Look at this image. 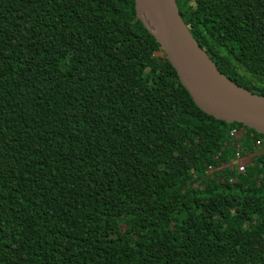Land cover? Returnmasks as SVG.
<instances>
[{
  "label": "trees",
  "instance_id": "trees-1",
  "mask_svg": "<svg viewBox=\"0 0 264 264\" xmlns=\"http://www.w3.org/2000/svg\"><path fill=\"white\" fill-rule=\"evenodd\" d=\"M175 2L264 96V0ZM134 4L0 0V264H264V152L208 174L244 125L195 104Z\"/></svg>",
  "mask_w": 264,
  "mask_h": 264
},
{
  "label": "water",
  "instance_id": "water-1",
  "mask_svg": "<svg viewBox=\"0 0 264 264\" xmlns=\"http://www.w3.org/2000/svg\"><path fill=\"white\" fill-rule=\"evenodd\" d=\"M137 18L176 70L181 84L206 114L241 123L264 135V96L221 73L183 22L175 0H134Z\"/></svg>",
  "mask_w": 264,
  "mask_h": 264
},
{
  "label": "built area",
  "instance_id": "built-area-1",
  "mask_svg": "<svg viewBox=\"0 0 264 264\" xmlns=\"http://www.w3.org/2000/svg\"><path fill=\"white\" fill-rule=\"evenodd\" d=\"M248 130L245 127H240V128H235L231 131V136L235 138L237 141V149L238 152L236 154V159L235 161L227 164V165H222L221 167H209L208 169V174H213L222 168L225 167H230L231 169H235L238 174H246L247 168L249 165L253 163L254 157L261 153L264 152V140L258 139L255 141L254 149L256 152L254 154H247L245 151L242 150L239 141L242 140V138L247 134ZM236 162L238 163L237 168H236ZM235 179H231L230 181L233 182Z\"/></svg>",
  "mask_w": 264,
  "mask_h": 264
},
{
  "label": "rangeland",
  "instance_id": "rangeland-1",
  "mask_svg": "<svg viewBox=\"0 0 264 264\" xmlns=\"http://www.w3.org/2000/svg\"><path fill=\"white\" fill-rule=\"evenodd\" d=\"M157 53H159V52H157ZM157 53H156V55H161V54H157ZM237 165H238V163L236 162V168H237Z\"/></svg>",
  "mask_w": 264,
  "mask_h": 264
},
{
  "label": "clouds",
  "instance_id": "clouds-1",
  "mask_svg": "<svg viewBox=\"0 0 264 264\" xmlns=\"http://www.w3.org/2000/svg\"><path fill=\"white\" fill-rule=\"evenodd\" d=\"M245 127V126H244Z\"/></svg>",
  "mask_w": 264,
  "mask_h": 264
}]
</instances>
